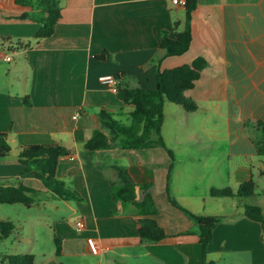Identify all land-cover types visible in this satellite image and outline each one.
Returning a JSON list of instances; mask_svg holds the SVG:
<instances>
[{
    "label": "crops",
    "instance_id": "crops-1",
    "mask_svg": "<svg viewBox=\"0 0 264 264\" xmlns=\"http://www.w3.org/2000/svg\"><path fill=\"white\" fill-rule=\"evenodd\" d=\"M171 1L60 0L53 35L36 40L39 25L17 19L27 8L0 0V133L11 148L0 159V185L23 184L38 192V208L64 213L45 219L51 241L47 251L38 247L33 231L20 227L14 240L12 234L0 240L11 246L0 251V264H6L4 256L16 254L33 255V264H201L197 236L184 234L194 231L191 220L167 199L171 160L164 149H84L95 131L108 134L100 110L121 125L124 120L130 124L133 110L99 76L112 75L128 89L156 87L153 60L165 54L158 32L173 37L175 23L177 32L184 27V7ZM191 36L184 55L160 63L161 69H172L197 58L207 62L194 88L185 92L196 111L167 100L163 104L161 134L174 158L169 189L191 212L224 217L212 231L207 262L264 264V225L243 215V206L253 204L209 195L211 189L236 191L249 181L256 186L255 176L264 178L256 130L244 125L264 123V0H197ZM101 54L102 60L97 58ZM53 144L70 151L60 158L56 177L78 200H62L32 172L22 173L21 148ZM116 167L135 184H152L154 219L167 236L159 245L141 243L136 217L120 214L122 206L112 198ZM135 193L139 200L138 186ZM78 219L83 221L80 232ZM54 237L60 239L59 256ZM88 238L99 248L92 261L86 258L93 255Z\"/></svg>",
    "mask_w": 264,
    "mask_h": 264
},
{
    "label": "trees",
    "instance_id": "trees-1",
    "mask_svg": "<svg viewBox=\"0 0 264 264\" xmlns=\"http://www.w3.org/2000/svg\"><path fill=\"white\" fill-rule=\"evenodd\" d=\"M16 5L27 8L17 19L30 20L39 25L34 39H44L53 35L55 25L61 18L60 0H14ZM184 27L176 31L178 26L174 24V35L170 37L169 32L161 30L158 32L159 49L164 50V57H178L184 55L190 48L191 15L197 7V0H185ZM106 55V53H104ZM102 60L101 54L97 57ZM163 58L154 59L156 87L150 89H128L117 83V96L125 105H131L130 124L121 125L114 121L111 114L105 110L98 113L99 120L108 134L95 131L92 137L84 144V149L89 151L119 148L123 150L162 148L168 154L171 163L166 177L165 192L168 202L180 210L191 220L194 231H187L186 235L193 234L198 238L201 246V264H212L206 261L207 247L212 239L213 229L224 220L220 216H205L191 212L183 207L171 194L169 189V176L172 170L174 158L171 150L167 148L161 134L163 124V104L167 100L180 106L186 112L197 110L196 103L185 96V92L194 88L200 79L201 72L207 66L203 58H197L190 64H184L172 69H161L160 63ZM120 72L119 78L123 77ZM245 127H254L255 149L258 156H264V123H245ZM7 135L0 133V159H4L10 153ZM70 155V151L62 145H31L21 148L18 154V162L23 166L22 173L32 172L42 182L44 187L53 195L62 200H78V196L65 188L56 177V170L60 158ZM116 179L112 182V198L115 203L122 206L123 215L136 217L137 235L141 243L152 246L159 245L166 234L154 219L158 210L154 204L151 194V183L135 184L127 171L116 167ZM141 191V198L136 199L135 188ZM254 183L252 181L241 184L236 191L229 188L211 189L209 195L213 198H236L244 199L254 196ZM37 191L23 184L18 186L0 185V205L21 204L31 207L37 202ZM113 215L119 214L114 210ZM243 215L264 225V214L258 205L246 204L243 206ZM14 231V226L9 221L0 220V240L6 239ZM55 255L61 253L60 239L54 237ZM6 264H33V255L16 254L7 255L2 258Z\"/></svg>",
    "mask_w": 264,
    "mask_h": 264
},
{
    "label": "rangeland",
    "instance_id": "rangeland-1",
    "mask_svg": "<svg viewBox=\"0 0 264 264\" xmlns=\"http://www.w3.org/2000/svg\"><path fill=\"white\" fill-rule=\"evenodd\" d=\"M124 125L128 122L123 121ZM256 186L254 188V196L251 198H244L248 200V203L253 205H260L262 207V214H264V178H259L255 176L254 179ZM37 202L34 203V207H26L21 204L16 205H0V219L4 221H9L14 226V231L10 238L13 240L16 238V234L19 233V228H24V233L33 231L38 239V247L41 250L47 251L51 246V241L49 239L48 229L44 226L45 219L51 220V218L58 219L60 215L64 213H54L52 210L38 208ZM33 223L32 228L30 223ZM11 249L10 243H0V251L3 249ZM88 261L95 260L97 258L95 255L87 256ZM219 264H225L224 262Z\"/></svg>",
    "mask_w": 264,
    "mask_h": 264
},
{
    "label": "built area",
    "instance_id": "built-area-1",
    "mask_svg": "<svg viewBox=\"0 0 264 264\" xmlns=\"http://www.w3.org/2000/svg\"><path fill=\"white\" fill-rule=\"evenodd\" d=\"M171 3L175 6H184L185 0H172ZM6 60H10L9 57H7ZM98 81L110 91L114 93L117 92V79L114 76L101 75L98 77ZM75 229L78 232L83 230V221L81 219L76 220ZM87 246L91 254L96 255L98 253L99 248L93 239H87Z\"/></svg>",
    "mask_w": 264,
    "mask_h": 264
}]
</instances>
